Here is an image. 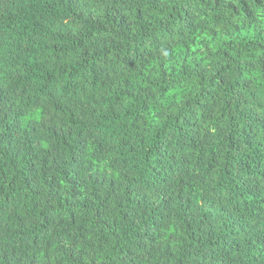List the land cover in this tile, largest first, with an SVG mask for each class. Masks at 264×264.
<instances>
[{
  "label": "trees",
  "instance_id": "trees-1",
  "mask_svg": "<svg viewBox=\"0 0 264 264\" xmlns=\"http://www.w3.org/2000/svg\"><path fill=\"white\" fill-rule=\"evenodd\" d=\"M0 264H264V0H0Z\"/></svg>",
  "mask_w": 264,
  "mask_h": 264
}]
</instances>
